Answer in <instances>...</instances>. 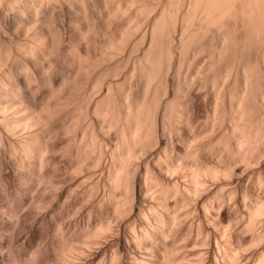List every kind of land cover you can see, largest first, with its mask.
<instances>
[{"label": "bare ground", "instance_id": "1", "mask_svg": "<svg viewBox=\"0 0 264 264\" xmlns=\"http://www.w3.org/2000/svg\"><path fill=\"white\" fill-rule=\"evenodd\" d=\"M0 264H264V0H0Z\"/></svg>", "mask_w": 264, "mask_h": 264}]
</instances>
